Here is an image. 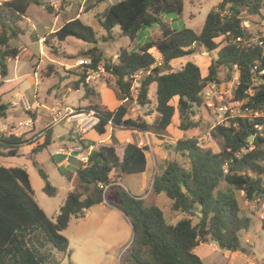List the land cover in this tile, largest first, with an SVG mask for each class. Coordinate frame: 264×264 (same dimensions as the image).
Returning <instances> with one entry per match:
<instances>
[{"label": "trees", "instance_id": "1", "mask_svg": "<svg viewBox=\"0 0 264 264\" xmlns=\"http://www.w3.org/2000/svg\"><path fill=\"white\" fill-rule=\"evenodd\" d=\"M185 1L121 0L96 16L99 26L106 32L101 38L78 18L64 22L50 34L58 43L72 37L93 45L80 53L89 63L71 71L77 78L72 84L74 91L82 87L84 95L92 92L86 77L89 72L97 71L99 65L114 79V95L121 103L114 110L96 104L86 109L98 119L92 127L98 135H104L108 127H112L146 132L164 140L175 115L179 130L186 132L196 126L191 118L193 109L202 104V92L211 84H219L222 72L225 81L231 80L233 73L238 74L233 101L240 102L246 113L230 119L228 125H216L212 129L211 136L221 141L219 152L201 147L195 138L165 143L168 158L162 171L155 174L151 190L169 199L172 216L181 218L169 222L159 207H145L142 198L118 186L122 175L145 171V154L149 147H139L136 142L125 145L121 158L113 144L92 150L86 165L77 169L76 176L84 189L94 188L93 194L83 198L81 192H69L54 218L47 217L36 203L27 171L19 166L0 164V264H46V256L36 247L38 236L56 251L66 254L69 241L62 232L71 218L81 217L95 204L107 201L111 192L116 196V207L127 218L132 230L128 264H203L195 248L211 242L232 253L249 254L239 234L249 229L250 219L242 214L237 194L242 193L248 202L264 196V73L260 74L264 72V33L252 41L243 23L246 16L259 17L264 22L261 12L264 1L220 0L206 14L198 33L191 28L173 29L165 20L169 15L180 16ZM61 2L62 7L68 3ZM31 4L44 6L52 12L41 0L0 3L2 76L7 74V60L16 58L19 53L10 44L20 33L13 25L26 16ZM115 27L120 30L117 38L127 37L131 41L146 28L157 27L161 36L139 43L136 51L120 47L113 61L97 44L116 41ZM49 48L57 53L55 47ZM152 48L160 54V61L149 52ZM201 52L210 56L205 76L193 62H186L175 72L163 68L176 59ZM135 82L138 90L133 99L131 90ZM153 84L155 103L151 108L149 92ZM174 99H177L176 106L172 104ZM130 100L145 110L144 116L154 115V120L148 122L142 117H130L127 105ZM7 106L0 101V119L6 117ZM44 133L43 142L32 149L33 154L51 144V130L45 129ZM249 136H253L251 141H248ZM111 140L115 142L113 135ZM29 143L32 142L22 136L0 134V157L17 156L19 148ZM170 152L182 157L187 166L172 160ZM37 172L44 182L45 194L54 197L57 190L48 181V175L41 169ZM192 217L198 219L196 224ZM261 230L264 232V221ZM32 236H37L36 245Z\"/></svg>", "mask_w": 264, "mask_h": 264}, {"label": "rangeland", "instance_id": "2", "mask_svg": "<svg viewBox=\"0 0 264 264\" xmlns=\"http://www.w3.org/2000/svg\"><path fill=\"white\" fill-rule=\"evenodd\" d=\"M2 1L5 0H0V3ZM56 1L57 0H41L43 4L52 8L51 13H49L44 6L30 5L28 9V18H22L16 25H13L14 28H19L20 33L10 44L12 47L23 49V52L20 58L11 60L8 63V77L11 80L8 85L13 87V90L7 93L3 99V102L8 106L5 112L6 117L0 119L1 123L4 121L10 123L19 119H26V117L24 118V107L20 102V97H22V95L14 96V92L25 94L29 99V92H27V89L31 87L30 80L33 79L31 64L37 69L39 98L45 107H49V109L45 111L52 113L48 119H53L52 117H54L55 120L61 119L60 124H54L55 120L50 123L49 126L55 131L67 133V129H72L71 131L74 130L76 132L79 129L80 131H82L81 129L88 130L93 123L92 112L88 113L86 111L89 106L95 104L102 105L109 110L116 107L111 101V98L115 97L114 90L116 86L114 84V79L104 72L102 65L98 66L97 71H92V77L90 79L86 77L88 88L92 91L90 94L84 95L85 90L82 87L81 89L79 88L80 91L78 92L73 90L72 84L77 78L71 71L82 65L77 64L79 60L86 61L83 65L89 63V59L80 56V53L85 50L87 46L91 47L93 45L86 44L72 37L58 43L52 35H48L44 38L42 46L44 52L48 51L50 53L49 57H51L52 61L43 60L42 62V57L39 56L38 61H34V59L31 61V53L37 51L40 45L38 43L40 39L37 37L44 35L46 32V28L44 29L41 23L47 26L52 24L55 28L62 25L61 20L58 21V19L55 20L54 18L56 15H60L65 7H62L61 0ZM66 1L72 3V5H74L73 7L76 9H79L78 7L83 3L84 11L87 13H84L80 20L93 28L97 37L101 38L102 35H106V32L98 26L94 15L96 17L104 8L121 0ZM219 1L220 0H187L184 5L183 13L180 16L169 15L165 17V20L173 29L191 28L198 33L202 28L206 14L209 10L216 7ZM53 3H56V7L52 6ZM90 7L94 8L90 9ZM74 8L72 11H74ZM261 12L264 15V5ZM245 20L248 25L246 29L252 37V41H255L260 33H264V22H261L259 17L253 16H246ZM119 33V28L115 27L113 29V36L117 38ZM160 36L161 33L159 29L157 27H152L141 30L133 41L129 40L127 37H119L116 41H99L97 46L104 51L107 58L113 59L112 57L120 47H127L130 51H136L139 43L146 42L147 38L150 39L153 37L157 39ZM49 47H55L57 53L51 52ZM149 52L155 59L160 61V54L155 49H150ZM186 62L197 64L203 72L210 64V56L206 52H201L197 55L176 59L170 64L172 70L177 71ZM141 76L137 77L136 81H138ZM220 81L219 84H215L212 93L208 96L201 94L202 101H210L212 107L208 108L206 105L202 104L199 108L193 109L194 115L191 119L196 123L195 127L186 132L180 131L178 128L179 122L175 115L171 125L168 127V132L164 140L159 139L162 141L159 147L162 148L163 158H168V150L164 148L165 143L185 138H195L201 147L209 148L214 152L220 151L221 141L211 136L212 129L216 125H228L230 119L243 115L241 104H235L233 101V90L237 83V75L233 73L231 80L225 81V74L222 72L220 74ZM100 87H103V91H99ZM152 88H154L153 85L150 87L149 92V97L151 99L149 107L151 108L154 107L155 103L154 94L151 92ZM106 90H109L107 91V95ZM137 90L138 83L135 82L131 90L133 99H135L137 95ZM12 101L16 102L15 106H12ZM172 104L176 106L177 99H174ZM221 104L227 105L232 109L233 113L230 114L227 112L222 115V113L217 111ZM127 105L129 107L128 114L130 117H142L148 122L154 120V115L144 116L145 110L139 108L134 100L128 101ZM220 115L222 118H225V116L228 117L226 119H221L219 117ZM28 116L32 119L37 118V115L33 116L31 112ZM67 121L74 125L72 126L65 123ZM107 130L109 135L110 129L108 128ZM77 133V139L67 140L66 143L73 144L74 142L85 141L80 137L82 136V132L81 134L80 132ZM121 134L127 136L128 130ZM70 136L72 137V135ZM59 144L60 143L56 141L55 145L35 154L10 156L6 159L5 163L7 166H22L25 164L34 199L49 218H54L58 214V210L69 192L73 190L81 192L83 198L92 195L94 192V188L91 186L88 189H84V186L80 185L77 179L71 182L73 186L69 185V175L67 173L75 172L76 167L73 165V167L67 169H59L56 165L62 157H52L50 154V150L55 149ZM149 152L150 151H148V157L152 160L153 155ZM169 156L183 167L187 166V162L178 154L170 152ZM165 159L160 163H164ZM161 165V168H163V164ZM151 168L147 184L143 188L139 186L140 174L124 175V177L121 178V182L128 193L143 199L145 207L157 206L163 211L169 222H176L177 217L172 216L171 201L164 195L154 194L151 190L153 178L155 174L160 173V167L152 165ZM37 169L43 170L48 175L50 184L56 188L57 193L54 197L48 196L43 191L44 182L39 176ZM242 195V193H238L237 197L242 208V214L250 219V226L247 231L240 232L239 238L242 245L249 249L250 253L242 254V256L233 260L229 257L230 253H226L225 250H218V248L215 249L212 248V246L210 248L209 246L198 247L195 253L201 258L204 264H244L245 260H256L258 264H264V232L261 230L260 222H262V220L259 218L258 206L254 201H245ZM106 198L108 202L105 200L106 205L103 210L94 208L90 210V213L86 211L81 217L71 218L68 227L62 232L69 241V249L66 254L53 249L44 242L42 236H38L39 242L36 241L37 236H32L35 245L37 242L36 247L39 252L46 256V264H128V247L131 244L132 230L124 214L120 210L111 207H116V196L114 192H111ZM191 220L193 224H196L198 221L196 217H192ZM251 255L255 257V259H253Z\"/></svg>", "mask_w": 264, "mask_h": 264}, {"label": "crops", "instance_id": "3", "mask_svg": "<svg viewBox=\"0 0 264 264\" xmlns=\"http://www.w3.org/2000/svg\"><path fill=\"white\" fill-rule=\"evenodd\" d=\"M84 1L85 0H83V2ZM79 2H80V0H79ZM185 3H186V1H185ZM185 3H184V5H185ZM31 5H33V4H31ZM73 6L74 5H72V3H67L65 8H64V10L62 11V13L60 15H56L54 19L55 20L58 19V21L61 20L62 21V25H63V23L68 21V20L76 19V18L81 19L82 15L84 13H87V12L84 11L83 3L80 4V7H78L79 9H76ZM29 7H30V5H29ZM29 7H28V9H29ZM73 8H74V11H72ZM28 9H27V12H26V16L23 17L25 19H27L28 16H29ZM91 12H92V10H91ZM49 13H51V12H49ZM59 17H60V19H59ZM94 18L96 19L95 15H94ZM96 21H97V19H96ZM41 24H42V27L44 29L46 28V30H45L46 32H45L44 35L38 36V37L36 36V37L39 38L40 40L43 39V41H44V38L46 36H48L51 33L55 32L58 28H60L62 26L61 25L58 28H55L54 25H52V24L50 26L44 25V23H41ZM97 24L99 26L98 21H97ZM102 36H104V35H102ZM40 40H39V42L37 41L40 44L38 50L31 53V57H30L31 61H32V59H34V61L35 60L38 61V56L42 57V59L40 58L42 60V62H43V60L52 61L51 57H49L50 53L48 51L44 52V49H43V46H42L43 42H40ZM148 40L149 39L147 38V41ZM88 48H90V47L87 46L86 49H88ZM16 49L19 51L17 57L14 58V59H8L7 60V74H6V76H2L1 75V69H0V101L2 103H4L3 99H4L5 95L7 93H9L11 90H13V87H10L8 85L11 82V80L8 77V63L11 60H15V59L20 58L21 54L23 52V49H20L19 47H17ZM152 49H154V48H152ZM39 54H41V55H39ZM116 54H117V52L112 57L113 61L116 59ZM41 60H40V62H41ZM31 67H32L31 71L33 73V79L30 80L31 87H29L27 89V92H29V96L28 97L30 99V102H29V99L27 98V96L25 94H18L17 92H14V96L15 95H20V96L22 95V96L26 97L28 102H29V104H30V109L29 110L23 108L24 113H25L24 114V118L26 117V119H19L17 121H12L10 123H7L6 121L1 123V121H0V134H3L5 136H9V135H14V136H17V137L22 136L25 140H27L29 142H32L31 144L29 143V144H25V145L21 146L19 148V150H18V155H26V154L30 155V154H33L32 153V149L37 144H40V143L43 142V139H44V136H45L44 130L45 129H50L51 132H52V134H51L52 142L46 149H48L52 145H55L56 141H58L60 143L55 149L50 150V154H51L52 157H54V156L62 157V159L57 163L56 167L59 168V169H64V168L67 169L69 167H73V165H74L76 167V171H77L78 168L84 167L86 165V163L84 164L83 162H81L79 160L80 157L84 156V155L88 156V154L92 150L98 149L99 146H101V145L113 144L117 156L121 158L122 154H123V149H124L126 144L133 143V142L138 143L141 139H143V135H142L141 132H137V131H134V130H128V135L124 136L121 133H124V131H126V130H122V129H118V128H112V127H108L110 129L109 130L110 131L109 135H108V132H106L104 135H98L93 130V128H92L93 125H91L88 130L87 129H81L82 131H80V129L77 130V132H80V134L82 132V136H80V137L82 138V140H85V141H83V142H80V141L79 142H74L73 144L66 143L67 140L77 139L76 138V134L78 135V133L76 131H74V130L71 131L72 129H67V133H61L60 131H55L51 126H49L50 123H52V121H54L55 119H54V117H52L53 119H50V120L48 119L50 114H52V113H48V112L45 111V110H48L49 107H45L42 104V102H41V100L39 98L40 93H39V88H38L39 81H38L37 69H35L33 64H31ZM206 72H207V67L201 73L203 74V76H205ZM235 74L238 77V74L237 73H235ZM153 86H154V88L151 89V92L153 94H155V84H153ZM80 89L76 90V91L78 92V91H80ZM102 89H103V87H100L99 91H103ZM107 91H109V90H106V92ZM107 94H108V92L106 93V95ZM111 101H112L113 104L116 105V107L121 103V102L117 101L115 97L111 98ZM11 104H12V106H15L16 102L12 101ZM115 108H113L112 110H114ZM27 111L29 113L31 112L33 114V116L37 115V118H33L32 119L31 117H29ZM4 120H6V119H4ZM27 120H31L32 121V127L31 128L30 127L26 128L27 130L18 129L16 131H12V127H16L19 123H25ZM60 123H61V119H56L54 121V124H60ZM65 123L70 124L72 126L74 125L73 123H71L69 121H67ZM178 126H179V123H178ZM167 132H168V129H167ZM70 135H72V137ZM112 135H113V137L115 139V142H113L111 140V136ZM83 138H85V139H83ZM60 139H62V140H60ZM158 142H160V143H158ZM147 143H148V147H149V151H150L149 153H151L153 155V158L151 160L148 157V152L145 154L146 155V168H145V171L139 175L140 176L139 177V183H140L139 186L142 187V188L145 187L146 184H147V180H148V177L150 175L149 173H150V170L152 169L151 168L152 165H155V166L157 165L158 167H160L159 169H160V172H161L162 171V168H161L162 165L161 164H163V163H160V162L165 159V158H163L162 148L159 147V145H161V143H162L161 140L157 139L154 135L147 133ZM59 149H63L65 154L55 155L54 153L57 152ZM69 150H76V151H74L73 153L68 155L67 152ZM6 159H8V157H5V158L0 157V164L7 166L5 164L6 163ZM7 167H14V166H7ZM19 167H22V168H24L27 171V168H26L25 164L22 165V166H19ZM76 171L67 173L69 175L68 176L69 185L73 186V184H71V182L72 181L74 182L77 179ZM122 177H124V175H122L119 178L118 185H120L121 187H123V189L126 190L125 186L121 182V178ZM137 197H139V196H137ZM105 205H106V201H103V202H101L99 204H95L89 210H87V213H90V210L94 209V208H99L100 210H103L105 208ZM111 207L116 209V210H119L117 207H113V206H111ZM179 218H181V216H177V220ZM260 224H261V222H260ZM206 246H209V248L212 246V248H215V249L218 248V250H223V249H220L215 243L211 242V244L210 243L200 244L199 246H197L195 248V251H196V249L198 247H206ZM225 252L226 253H230L229 257L231 259H233V260H236L239 256H242V253H232V252H230L228 250H225ZM251 257H252V255H251ZM252 258L255 259V257H252ZM245 263L246 264H258L256 260H254V261H252V260L251 261H246L245 260L244 264Z\"/></svg>", "mask_w": 264, "mask_h": 264}, {"label": "built area", "instance_id": "4", "mask_svg": "<svg viewBox=\"0 0 264 264\" xmlns=\"http://www.w3.org/2000/svg\"><path fill=\"white\" fill-rule=\"evenodd\" d=\"M57 2V1H56ZM52 6H54V7H56V3H53L52 4ZM243 26L246 28L248 25H247V23L246 22H244L243 23ZM40 42H43V39H41L40 40ZM84 62H86V61H83V60H79L78 61V65H81V64H83ZM264 72H260V74H263ZM92 72H89L88 73V76H87V79H90L92 76ZM215 87V84H211L209 87H207L203 92H202V94H204V95H206V96H208L210 93H212V90H213V88ZM206 100V99H205ZM20 102L22 103V106L24 107V109H27V110H29L30 109V104H29V102H28V100H27V98L26 97H24V96H22V97H20ZM202 104L203 105H206V107H212V103L209 101V102H207V101H202ZM201 104V105H202ZM235 104H241L240 102H235ZM217 111L218 112H220V113H222V115H224V114H226L227 112L228 113H230V114H232L233 113V111H232V109L231 108H229L227 105H224V104H221L219 107H218V109H217ZM243 112V111H242ZM245 113L246 112H243V115L242 116H244L245 115ZM92 120H93V123H92V125H95L96 123H97V121H98V119L94 116V113L92 112ZM221 119H226L227 117L225 116V118H222V116L220 115L219 116ZM31 128L32 127V121L31 120H27L25 123H19L16 127H12V131H16V130H18V129H25V130H27L26 128ZM142 135H143V139H141L138 143H137V145L139 146V147H148V143H147V133L146 132H144V133H142ZM80 150V149H79ZM74 151H76V150H69L68 152H67V154L68 155H70L71 153H73ZM55 155H59V154H65V152L63 151V149H59L57 152H55L54 153ZM87 157L88 156H81L80 157V161L81 162H83L84 164L85 163H87ZM106 189V187L104 188V190ZM256 204H257V206H258V210H259V212H258V214H259V218H260V220H262V221H264V196H262V197H257L255 200H253Z\"/></svg>", "mask_w": 264, "mask_h": 264}, {"label": "water", "instance_id": "5", "mask_svg": "<svg viewBox=\"0 0 264 264\" xmlns=\"http://www.w3.org/2000/svg\"><path fill=\"white\" fill-rule=\"evenodd\" d=\"M163 68H164L165 70L175 72V70H172V66H171V64L163 65ZM184 99H185V100L187 99L186 96H184ZM252 138H253V136H249V137H248V141H251ZM60 140H62V139H60ZM131 242H132V239H131Z\"/></svg>", "mask_w": 264, "mask_h": 264}, {"label": "bare ground", "instance_id": "6", "mask_svg": "<svg viewBox=\"0 0 264 264\" xmlns=\"http://www.w3.org/2000/svg\"><path fill=\"white\" fill-rule=\"evenodd\" d=\"M152 50V49H151Z\"/></svg>", "mask_w": 264, "mask_h": 264}]
</instances>
